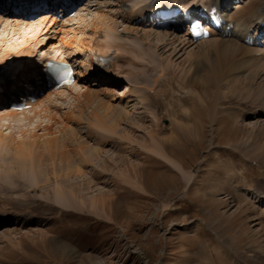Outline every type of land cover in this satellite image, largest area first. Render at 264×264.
Masks as SVG:
<instances>
[{
	"label": "rangeland",
	"instance_id": "rangeland-1",
	"mask_svg": "<svg viewBox=\"0 0 264 264\" xmlns=\"http://www.w3.org/2000/svg\"><path fill=\"white\" fill-rule=\"evenodd\" d=\"M100 1L101 8L97 0H91L90 6L68 19L64 27L50 30L48 36L56 38L62 52L66 50L62 40L74 45L76 38H91L90 26L101 11H120L114 4L110 6L113 0ZM263 1L244 5L250 12ZM117 19L122 24L118 29L123 31V18ZM20 28L26 31L9 30L7 40L8 32L0 27L1 52L10 49L12 53L23 33H35L29 27ZM138 30L135 28V33ZM38 38L43 42L38 44L36 59L48 49L46 41L50 39L44 35ZM210 45L212 42L205 46ZM203 48L197 42L175 57L161 52L165 67H150L140 80L133 77L138 95L123 100L118 96L127 81L115 87H95L92 84L97 78L84 79L83 84L95 96L80 97L78 105L71 94L58 112L63 123L56 125L57 129L64 124L69 131L61 143L77 150L70 155L73 161L66 160L69 153L63 157L66 149L54 152L56 166L46 158L49 178L41 188L30 186L37 181L33 175L20 183L24 192L7 193L0 188L1 206L24 208L36 216L31 223L14 221L0 226V264H264V115H245L253 101L249 91L264 85V67L257 65L252 74L235 76L226 64L222 70L229 74L223 79L218 65L224 56ZM197 50V56L190 55ZM77 58L84 64L87 55L84 52ZM84 70L86 65L81 68ZM248 77L254 78L253 82ZM12 88L10 85L9 92L15 91ZM100 99L110 106L127 105L131 118L120 113L116 119L118 113L104 109L108 119ZM224 107L232 116L226 117L229 111L224 112ZM8 108H0V113L9 112ZM70 109L75 118L65 124L62 115ZM31 115L35 117L31 122L24 115L1 119L0 131L21 138L40 123L36 131L43 135L42 126L49 118ZM143 120L147 125L141 128ZM154 140L164 148V157L152 151ZM225 144H235L250 159L262 162L228 166L231 155ZM3 152L0 162L11 156L7 150ZM166 159L179 164L183 175ZM71 162L84 174L76 175ZM234 172L245 176L233 182ZM227 181L231 182L228 187ZM56 185L71 192L70 199L81 207H88L81 212L58 207L51 196ZM45 203L48 207L43 208ZM76 206L73 209H79ZM42 216L51 218L43 220Z\"/></svg>",
	"mask_w": 264,
	"mask_h": 264
},
{
	"label": "bare ground",
	"instance_id": "bare-ground-1",
	"mask_svg": "<svg viewBox=\"0 0 264 264\" xmlns=\"http://www.w3.org/2000/svg\"><path fill=\"white\" fill-rule=\"evenodd\" d=\"M17 1L18 3H21L22 1L23 3L25 2L24 0ZM97 1L98 5H100L101 8V1ZM229 1L231 0H113L109 3L110 6L111 4H114L120 9V11L118 13V10L115 11V9L111 10L110 12L106 11L107 13L105 11H101L99 17L90 26V39L84 37L83 39L81 38L80 40L76 41V38L72 40V43L74 45L70 44V41L67 42L66 40H62V43H64L65 45V53L67 54V56L63 53L62 55L65 58L76 61L79 64L77 66H80V70L78 68V76L80 77V80L90 79L92 77L97 76L99 77L98 80L103 85H110L112 87L118 86L120 85V83L127 81L128 85L124 87L122 94H119L118 96L120 100H123L122 97L124 96L138 95V91L136 90L135 85L132 84L133 77L137 78L136 80H140L142 79V77L145 78L143 74L147 73L150 67L154 69H156L157 67H165L163 65V61H161V58L159 57L161 52H170L175 57L177 56V54L183 51V49L186 50L188 47L193 46L195 44L194 41L189 38L190 31L184 33L183 36H179L180 29H174V27H172L169 23L162 22L160 20V14L158 10L161 8V6L167 3H171L183 7H190L185 11L191 12L193 14L201 12V7L206 8V11L208 10L210 12L213 6H217V9L220 10H218V16L212 20L214 26L211 28V35L206 39H202L199 42V45L204 47V50L217 51L218 54H222L224 56V62L222 61L218 65V68H220L223 74V79H226V76L229 74H226L225 71L222 70L224 69L223 67L226 64H228L227 68L230 69V73L235 74V76H241L242 74L250 75L254 72L251 71L257 65H261V67H264V37H261V35H264V1L262 3H257L254 6L253 10H251L250 12H247V7H245L244 4L247 2L249 4L247 6H250L253 0H244L243 4L241 3L239 5L232 6L231 9L227 7ZM1 4H5V2L0 0V5ZM151 15V19L155 18L154 23L149 20L145 25L137 24L139 19H141L140 23H145L147 20L145 21L144 19L150 17ZM203 15H206L209 18L212 17L211 14L207 15L204 13ZM119 17L123 18V23L125 25L124 30L122 32L118 29V26L122 25L118 23L117 18ZM182 18H184V16H182ZM134 24L136 25L135 28L139 29L136 33L134 32L135 28L132 27V25ZM229 24H232L233 26L230 27ZM20 26L29 27V29L31 28V31L35 33L31 36L30 34L23 33L22 35H24V38L22 42L17 43V47L12 53L11 51L9 52L10 49H6L3 52L0 51V70L3 68V63H5V60L12 55L25 57L26 55L33 54V56L35 57L39 49L37 48L39 46L38 44L40 42H43L38 38L41 35H44L46 37L45 39L50 38L48 41H46V48L48 49L45 50H47V53L48 51L53 53L54 50L61 51V46L58 45L55 41L56 38L51 39V37L48 35H50V30H57L58 28L61 29L62 27H64V22L61 23L60 21H57L55 19L48 20L47 18H42L39 20L38 23L34 24L29 22L22 23V21L18 18H0V27H3V32H8L7 40L10 39L9 30L13 32L18 31L20 33L21 30L26 29H21ZM140 30L144 31L142 35L139 34ZM122 33H124V35H129L128 38H130L131 34H135V36L130 40L131 44L128 45L126 43L127 38L122 37ZM38 39L39 42L37 43ZM4 41L6 40L4 39L3 42ZM211 42V47L205 46ZM1 48L2 47L0 45V49ZM100 51L104 52L101 53ZM84 52L87 55V60L84 61V64H81V62H79V58L77 57L81 56ZM199 52V50L193 51L190 52V55L197 56ZM98 53L108 56L111 59V66L105 71L95 69V65L97 63L95 57ZM116 59L119 60L117 61ZM119 61H121L123 64H120ZM85 65L86 70L81 71V68L83 69ZM162 70L164 71L165 69ZM6 74L9 75V77H12L10 71H7ZM225 74L226 76H224ZM0 77L4 76L0 75ZM248 78H250V82H253L251 80H254V78ZM93 86L96 87L98 85L94 83ZM263 86H261L260 88L258 87L259 89L257 88L255 92L249 91V94L247 93L248 95L253 97V101L249 103L245 115H253L254 117H257V115H264ZM87 88L89 89L88 85L78 86V84H75L74 86L64 90L50 92L47 91L45 92L42 99L38 98L37 102L32 105V109L23 111L13 109L9 112H6L5 114L0 113V120H8L9 118H7V116L11 118H16L20 115H24V117H26L27 120L29 119V121L31 122V120L35 118L32 117V112L33 116L40 114L41 117L49 118V122L43 124L42 126V129L45 131L43 135H39L38 131H36L41 127L40 123H38L34 127V129L31 130V134H29V136H26L25 132L23 137L21 138H16L14 135H3V133L0 131V148H2L1 152L6 154V152L3 151L7 150L9 155H11L5 161L0 162V181H3L2 183H0V188L2 189L4 187L3 191H8L7 193H11V191L9 190L17 189L18 192H24V190L20 187V183L26 182L30 175H33L37 179L35 184H32L30 186H37V188H41L39 186L44 185V183H47L49 178L46 166H49L50 163L46 158L50 159L52 166H56V159H54L52 156L54 152L61 153L63 149H66V155L63 157L67 158L69 153L70 159L68 158L66 160L73 161L71 160V154L73 151L77 150L75 148L68 149L67 145L63 144L65 142L61 143L63 138H65L69 132L66 129V125L63 124L62 126H58V128L56 129V125L59 122L63 123L61 118L58 117V111L62 107L61 101L65 100L64 98L68 97L72 93L77 94L75 96L76 100H78L80 97L86 96L85 98H87L89 95H91L92 92L87 90ZM41 90L43 91L44 89ZM83 90H86L84 94L82 93L84 92ZM35 91L36 89L33 90V92ZM252 92L255 94L252 95ZM97 97L98 96H96V98ZM100 101V103H102L104 107H102L103 110L106 109V112H108V110L110 109L112 112L118 113V118L116 117V119H119L120 113L121 115L124 113L127 118H131V116L128 114L129 109L127 105L114 106L112 104L113 106H110L108 104L109 102L103 104V102L105 101L102 99H100ZM3 105L4 104L0 102V106ZM97 107L100 108V106ZM225 109L226 111H229L228 107L223 108L224 112ZM103 112L105 113V110ZM104 113L102 114L105 115L106 113ZM68 115L69 114L63 115L65 119V124L67 122H70L68 119L72 117ZM105 116H107V114ZM229 116H232L231 111H229L226 115V117ZM113 119H115V117ZM116 121L118 122V120ZM210 121L213 122L214 118L210 117ZM106 125L109 124L106 123ZM105 129L107 130L108 128H106L105 126ZM107 131V133H109V130ZM115 132H117V130ZM234 145L235 144H225V149L227 150L228 154L231 155L229 156L230 158L228 166H232V164L234 163H250V161L255 162L257 164L259 162H262V160L260 159H250L248 156L245 155V153H242L241 151L237 150ZM90 146L88 145V148ZM153 149L158 154L164 156L165 150L158 144V142L157 145H154ZM261 158L263 159V157ZM167 161L171 165L177 166L180 172L182 171L179 165H176V163H171L169 159ZM60 163L59 166H62ZM71 167L75 170L76 175L84 174V171H82L78 167H75V165L73 166V163L71 164ZM96 173L98 172L96 171ZM183 173H186L187 175L188 172L183 170ZM231 175L232 181L236 183L238 180L245 176L243 173L239 172H234ZM230 183L227 181L226 187H228ZM5 185L7 186L6 188ZM54 187L55 189H53L54 191L53 193H51V196L54 197V199H50H52V202L57 204L58 207H61L66 210H75L80 212L82 210H85L84 208L88 207L84 204H82L81 207L80 204H78L76 201L71 200L69 194L72 195V193L68 192L64 187H61L60 185H56ZM237 188L240 191V187L238 185ZM247 188L245 190H249ZM75 202L78 205L79 209H73L77 208ZM42 207H48V203H45ZM23 209H12L10 207H2L0 209V218L3 222L0 223V225L5 223L4 221L9 219V217L11 216L13 218L12 220H17L20 218V221H24L25 223H31L32 220L36 217L34 212H30ZM41 218L43 220H46L50 219L51 217L42 216L40 217V219ZM198 227L199 226H197L196 228ZM218 239L221 240V242L224 244V241L220 236H218Z\"/></svg>",
	"mask_w": 264,
	"mask_h": 264
}]
</instances>
